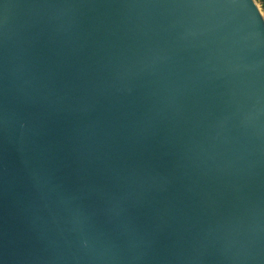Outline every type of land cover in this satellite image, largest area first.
I'll list each match as a JSON object with an SVG mask.
<instances>
[{
	"label": "water",
	"instance_id": "1",
	"mask_svg": "<svg viewBox=\"0 0 264 264\" xmlns=\"http://www.w3.org/2000/svg\"><path fill=\"white\" fill-rule=\"evenodd\" d=\"M0 264H264L257 0H0Z\"/></svg>",
	"mask_w": 264,
	"mask_h": 264
},
{
	"label": "trees",
	"instance_id": "2",
	"mask_svg": "<svg viewBox=\"0 0 264 264\" xmlns=\"http://www.w3.org/2000/svg\"><path fill=\"white\" fill-rule=\"evenodd\" d=\"M259 3L260 7L262 8V11L264 12V0H257Z\"/></svg>",
	"mask_w": 264,
	"mask_h": 264
}]
</instances>
